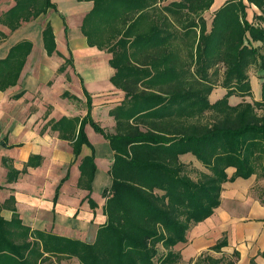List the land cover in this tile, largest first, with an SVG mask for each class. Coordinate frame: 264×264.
<instances>
[{"label":"trees","instance_id":"trees-1","mask_svg":"<svg viewBox=\"0 0 264 264\" xmlns=\"http://www.w3.org/2000/svg\"><path fill=\"white\" fill-rule=\"evenodd\" d=\"M13 1L0 16V27L11 33L57 11L52 0ZM79 1L94 3L81 29L91 47L112 55L109 63L116 73L111 82L125 98L109 112L113 132L93 120L86 90L89 111L83 119L51 120L42 131L50 127L70 141L76 159L83 146L91 148L79 165L77 184L90 194L98 167L86 125L108 142L111 185L102 192L107 221L92 243L32 230L20 219L12 196L0 203V211H13L10 221L0 216V264H180L183 256L175 248L187 243L193 226L214 214L223 185L259 172L264 176V0L226 1L215 11L210 30L202 15L215 0ZM252 7L257 11L250 21ZM7 38L0 31V43ZM42 40L47 55H54L50 22ZM33 46L22 40L0 59V91L18 85ZM253 73L262 82L261 99L231 105L233 96L252 97ZM220 86L226 94L212 103L210 96ZM63 96L78 100L68 92ZM187 154L205 170L184 163ZM41 163L40 156H32L19 171L3 160L7 181L16 182L28 167ZM229 168L236 170L232 177ZM227 245L223 238L210 250L221 253ZM238 259L237 253L234 259L202 254L194 264H236Z\"/></svg>","mask_w":264,"mask_h":264},{"label":"crops","instance_id":"crops-1","mask_svg":"<svg viewBox=\"0 0 264 264\" xmlns=\"http://www.w3.org/2000/svg\"><path fill=\"white\" fill-rule=\"evenodd\" d=\"M57 11L50 10L45 24H37L36 34H31L29 25L38 19L25 23L20 29L11 33L1 26L0 31L8 38L0 43V59L6 57L10 48L22 40H30L33 50L28 57L26 66L17 86L5 92L0 91V203L4 204L12 196L15 207L24 225L32 230L54 233L72 239H80L92 243L97 231L107 221L104 215L106 200L102 192L111 185L108 170L113 160V153L103 136L96 133L91 125H86L85 132L92 144L96 156L98 171L93 183L92 193L79 189V165L81 160L92 154L88 146H83L80 156L76 159L70 141L59 138V132L51 128L42 131L45 125L63 117L83 119L89 111L88 98L92 100L91 115L95 122L109 132L115 127L114 119L109 115L111 109L119 105L125 93L116 88L111 78L116 71L110 66L112 55L106 50H99L88 44L81 26L85 16L93 9L92 1L52 0ZM227 0H215L207 21L211 29L212 18ZM13 0H0V16L14 6ZM255 7L248 9V19L252 21ZM55 15L60 29L53 26L49 19ZM69 17L78 19L77 30L72 35ZM50 22L54 28L57 52L48 56L42 40V32ZM35 24V23H34ZM67 63L63 73L59 69ZM252 98L233 96L230 104L235 106L244 99L249 102L261 99V80L251 74ZM258 91V95L256 94ZM68 92L78 100L64 98ZM23 95L16 99V96ZM226 94L224 88L216 87L210 100L218 101ZM32 156H40L42 163L38 167H28L16 182L7 181L8 169L3 160L22 171ZM103 158L104 170L100 173L99 158ZM186 164L197 161L194 156H182ZM197 165L200 164L198 161ZM201 165V164H200ZM191 166V165H190ZM199 171H204L200 166ZM234 168L227 174L232 177ZM61 185L57 201L56 191ZM95 194L102 197L97 201ZM96 203L93 208L89 199ZM0 216L10 221L13 211L2 208ZM226 238L228 245L221 253L211 251L220 240ZM187 243L178 245L175 250L183 259L180 264H194L199 256L209 252L220 258L234 259L236 264H264V176L259 172L249 179L239 178L234 182H226L221 193L220 206L214 214L188 232ZM213 252V253H210ZM187 259V260H186Z\"/></svg>","mask_w":264,"mask_h":264},{"label":"rangeland","instance_id":"rangeland-1","mask_svg":"<svg viewBox=\"0 0 264 264\" xmlns=\"http://www.w3.org/2000/svg\"><path fill=\"white\" fill-rule=\"evenodd\" d=\"M228 1V0H227ZM94 4V3H93ZM213 6V5H212ZM212 8V7H211ZM211 10V9H210ZM210 10H208V11H206L205 13H203V15H202V17L203 18H205V15H206V18H209L210 16ZM51 21H52V23H53V26L55 25V26H57L58 27V29H60L61 27H63V25L62 26H60L59 25V23H58V19H57V17L55 16V15H52L50 18H49ZM68 19H69V22H70V31L72 32V35L74 34V32L78 29L77 28V23L79 22V20L77 19H74V18H72V17H69L68 16ZM196 19H198V18H196ZM48 20V17L47 16H43V17H41V19H39L38 21H35V22H33V24H31V25H29L30 27H31V34H36V32H37V30H38V27H37V24H45V22L44 21H47ZM35 23V24H34ZM257 95H258V91H257V93H256ZM250 98H252L253 99V97H250ZM211 101V100H210ZM249 102V101H248ZM185 156V155H184ZM100 160H99V162H100V164H99V167H100V173H106L107 174V172L105 171H102V170H104V162H103V158L102 157H100L99 158ZM197 163V161H194V162H191V167L194 169V170H197V169H201L200 168V164H196ZM192 174V176L193 177H195V175L193 174V173H191ZM109 176V175H108ZM110 177V176H109ZM95 197H96V199H97V201H99L100 199H101V195L100 194H95ZM210 253H213V252H210ZM205 254H209V252H206ZM187 260V259H186ZM61 264H67V262L66 261H64V262H62ZM185 264H190L189 262H186Z\"/></svg>","mask_w":264,"mask_h":264}]
</instances>
